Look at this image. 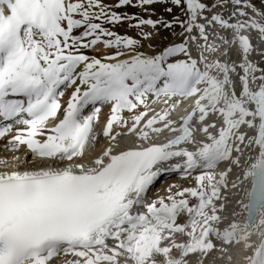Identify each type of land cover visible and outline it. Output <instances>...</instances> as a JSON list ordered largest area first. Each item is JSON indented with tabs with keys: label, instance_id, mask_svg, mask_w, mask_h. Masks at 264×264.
Instances as JSON below:
<instances>
[{
	"label": "snow or ice",
	"instance_id": "1",
	"mask_svg": "<svg viewBox=\"0 0 264 264\" xmlns=\"http://www.w3.org/2000/svg\"><path fill=\"white\" fill-rule=\"evenodd\" d=\"M237 257L264 264V0H0V264Z\"/></svg>",
	"mask_w": 264,
	"mask_h": 264
},
{
	"label": "bare ground",
	"instance_id": "2",
	"mask_svg": "<svg viewBox=\"0 0 264 264\" xmlns=\"http://www.w3.org/2000/svg\"><path fill=\"white\" fill-rule=\"evenodd\" d=\"M107 111V110H105ZM103 119L104 117L101 118V124L97 127V131L100 130V128L103 126ZM106 141L102 140L96 145V150L94 153H92L93 155L98 153L104 146H106ZM239 172V170H237ZM175 176L173 177H170V178H167L168 179V182L169 183H172V182H179L177 178H174ZM159 185V184H158ZM251 183L250 181H246L243 185L240 186L239 189L237 190H229L227 193H226V196L229 198L230 200V203L228 205V210H231V212L229 211L228 214H231L233 211H237V212H240V215L237 216L236 218L238 220H240L241 222H244V211H243V208L237 203L238 201H244L246 200V192L248 191V186L250 187ZM167 188V183H165L164 186H161L159 187L158 189L161 191V194H163V190ZM157 189V187L155 188V190ZM234 191L236 192V195L234 196ZM154 193V192H153ZM152 193V194H153ZM155 194V193H154ZM241 211L243 213H241ZM239 257H237V264H239Z\"/></svg>",
	"mask_w": 264,
	"mask_h": 264
},
{
	"label": "rangeland",
	"instance_id": "3",
	"mask_svg": "<svg viewBox=\"0 0 264 264\" xmlns=\"http://www.w3.org/2000/svg\"><path fill=\"white\" fill-rule=\"evenodd\" d=\"M128 11H129V12H136L137 9L132 8V9H128ZM156 11L159 12V13H163V11H164V6H162V5H157V6H156ZM176 11L178 12L179 10H176ZM164 15H167V13H164ZM169 18H170V17H169ZM126 30H127L126 28H121V29H119V31H120L121 33H124ZM128 34H129V35H135V33H134L133 31H130V30L128 31ZM164 35H166V34H164ZM174 178H176V177H174ZM164 185H165V182L162 181V182L159 183V185H157L156 187H157V189H158L159 187L164 186ZM157 189H156V190H157ZM153 192L155 193V188H154ZM153 192H152V193H153ZM154 193H153L152 195H154ZM229 211L231 212V210H228L227 212L229 213Z\"/></svg>",
	"mask_w": 264,
	"mask_h": 264
},
{
	"label": "water",
	"instance_id": "4",
	"mask_svg": "<svg viewBox=\"0 0 264 264\" xmlns=\"http://www.w3.org/2000/svg\"><path fill=\"white\" fill-rule=\"evenodd\" d=\"M251 187V186H250ZM246 216H247V212H246ZM258 219H259V216H257V218H256V222L258 221ZM247 221H248V217H247Z\"/></svg>",
	"mask_w": 264,
	"mask_h": 264
}]
</instances>
